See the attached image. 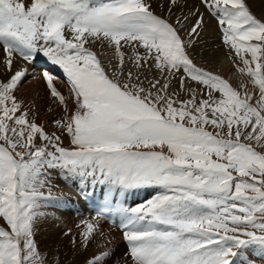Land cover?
<instances>
[{"label": "snow or ice", "instance_id": "6c2138e0", "mask_svg": "<svg viewBox=\"0 0 264 264\" xmlns=\"http://www.w3.org/2000/svg\"><path fill=\"white\" fill-rule=\"evenodd\" d=\"M199 4L203 12L164 0L158 14L151 0H0V264H61L36 239L53 172L86 197L103 189L97 216L77 225L80 238L64 233L74 248L104 249L85 264H256L248 250L264 257V19L248 0ZM205 14L258 93L194 62ZM97 49L111 50L107 64ZM41 59L32 78L60 109L52 121L60 134L19 95L28 65ZM152 68L158 78L148 79ZM173 79L180 91H170ZM140 190L148 198L128 204ZM104 217L122 230L120 258L111 240L99 244Z\"/></svg>", "mask_w": 264, "mask_h": 264}, {"label": "rangeland", "instance_id": "374dc122", "mask_svg": "<svg viewBox=\"0 0 264 264\" xmlns=\"http://www.w3.org/2000/svg\"><path fill=\"white\" fill-rule=\"evenodd\" d=\"M250 1H252V0H248L249 4H250ZM24 2L28 3V1H26V0H24ZM188 6L190 8L199 7L201 12L204 11L203 8L199 4V0H187V7ZM153 7L156 9L158 14L162 12V10L158 7V5L153 4ZM251 7L252 6H250V8ZM261 7L264 9V5H263V6H259L258 7L259 9H257V7H252L251 10H252V12H254V14L258 18L264 19V16H262V14H264V12H263L264 10ZM255 10H256V12H255ZM185 11H186V9H185ZM163 15L167 16V12H163ZM205 20H206V25H205L204 31L202 32V35L199 38V40H198L197 44L195 45V47L192 49V58H193L194 62L197 64V66L203 67L205 70L212 71L215 74L221 75L223 78L227 79L234 87L238 88L242 92L247 90L249 92L258 93V89H254V87L251 84V81L249 80V78L246 75H242L237 70V68H236V66H235V64L233 62L234 59H236V58L233 55L229 54L228 48L225 45H223V43H222V34H221V30H220V28H219V26L217 24V21L214 18H212L211 16H208L207 14H205ZM97 51H101V52L105 53V55H103L101 57V59H103L106 64H107L108 60L110 58H112V52H111L110 49H108V50L97 49ZM141 51H143V50L141 49ZM2 55H3V53L0 52V57H2ZM237 62H238V60H237ZM45 63H46V61L41 59L39 61V63L36 65V68H38V69H33V68H30L28 66L29 69H30L31 75L29 77L28 82L25 83L24 87L19 92V95L24 97L27 101H29L30 103L33 104V110H35L36 113H38L37 114V117H38L37 119H40L39 120L40 123H44L45 125H47L48 131H50V132L56 131L57 134H60L59 130L55 128V125L52 124L53 119L57 118V116H58V114L60 112V109L57 108L56 105L51 102V98H49L47 96V90H46L43 82L41 80H39V79H33L32 78L33 76H36V77L39 76L40 67L42 65H44ZM110 70L111 69L109 68V71ZM133 70L135 71V69H133ZM144 72L147 75L148 79L158 78V75H159L157 73V71L155 70V68H152L151 70L145 69ZM56 76L58 77L57 82H56L57 87L61 91L66 90L65 94L67 95L68 94V86L65 87L66 85L62 84V82L59 81V80L66 81V79L64 78L63 73L60 75V77L58 75H56ZM245 84H247V89L244 88ZM188 86L190 88L195 89L197 92L201 91V88L199 86H197L195 84V82L188 81ZM170 91H180L178 79L171 80ZM181 97L182 98H186L187 94L181 92ZM50 107L53 109V111H49ZM62 138L64 139L65 145H67L69 143V138L66 135L63 136ZM75 193L77 195L78 192L76 191ZM135 193L142 194L143 197H147L148 198L147 192H145L143 190H140V191L135 192ZM67 201L68 200L66 199V202ZM55 203H56L55 200L54 201L52 200L44 208L43 211L48 210L50 207H52V208L55 207L54 210H57V211H60V212H64V210H60V209H61V207H62V209H64L65 205L64 204L59 205V204H57V203L55 204ZM76 204H78V203H76ZM57 208H59V209H57ZM46 214H49V213H46ZM69 215L73 216V213H71L69 211L68 212V216ZM91 215H93V214L91 213V214H88L86 216L83 215L82 217L81 216L77 217V214H76V218L80 219V222L77 225H79L81 223V221H83V220L90 219ZM51 221L53 222V224L60 223V220L58 218L54 219L52 217ZM40 222H41V225H42V229L44 228V231L42 230L41 233H37V235H36V239H37L40 247L42 249H44L46 252L53 253L55 256H58L60 258L61 264H78V263H76V259L77 258L71 260L70 257L68 258V255H69L68 251L66 250L65 252H62L61 248H59L61 244L57 243V242L60 240V238H62L61 237L62 233H65L64 229H62V228L59 229L60 233L57 235V239H55L54 236H51L49 238V240L46 241L44 239L43 235L45 234L46 231L47 232H50V231H48L49 228H47L44 225L42 220H40ZM111 222H112V219H111ZM111 222L109 220L108 221L105 220L104 224H107V225H109V226H111L113 228H117L119 230V232L122 234V232L120 231L119 227H117V224L113 223V222L111 223ZM3 223L4 222L2 220H0V225H3ZM117 223H118V221H117ZM51 229H53V228L51 227ZM38 231H39V229H38ZM113 232H115V231H113ZM116 235L119 236L120 234L116 233ZM75 237L77 239H79L80 235L77 234ZM51 238H52V240H51ZM123 242H124L123 239H121L120 242H118L119 243L118 245H121V247L118 246L117 244H116L117 246L115 245L114 247H112V246L108 247V248H112V249L116 250L115 253H116V257L117 258H120L122 256V254L125 253L126 243L123 244ZM99 244H102V242L99 243ZM57 245H59V246H57ZM123 247L125 248V250H124ZM81 249L84 251L83 248H81ZM92 249H93V251L87 252V256L86 257H88V256L91 257L93 254H98L100 252L101 247H99L98 244H97V245H94V247H92ZM103 250L104 249H102L101 251H103ZM86 257H85L84 260L87 259ZM84 263L85 262H83V264ZM81 264H82V262H81Z\"/></svg>", "mask_w": 264, "mask_h": 264}, {"label": "bare ground", "instance_id": "6f19581e", "mask_svg": "<svg viewBox=\"0 0 264 264\" xmlns=\"http://www.w3.org/2000/svg\"><path fill=\"white\" fill-rule=\"evenodd\" d=\"M28 1V0H26ZM153 4L155 5H159L161 3H164V0H151ZM250 6L252 7H257V9H259V6H263L264 5V0H252L250 1ZM190 6V5H189ZM188 6V8H190ZM251 7V8H252ZM262 8V7H261ZM263 9V8H262ZM264 10V9H263ZM256 12V10H255ZM264 12V11H263ZM254 13V12H253ZM262 16H264V14H262ZM209 19V18H208ZM207 19V20H208ZM208 34V33H207ZM213 39V38H212ZM30 68L33 69H38L36 67H33L32 65H28ZM228 66V65H227ZM224 67V66H223ZM232 72V71H231ZM60 77V76H59ZM60 82H62V84L66 85L65 87L68 86L66 81L63 80H59ZM65 89V88H64ZM64 94L66 93V90L62 91ZM66 95V94H65ZM50 103V102H49ZM48 105V104H47ZM54 105V104H53ZM52 105V106H53ZM46 106V105H45ZM51 106V107H52ZM44 107V106H43ZM47 107V106H46ZM45 107V108H46ZM50 107V108H51ZM43 109V108H42ZM35 111V110H34ZM36 112V111H35ZM38 114V113H37ZM38 118V117H37ZM40 119H38L39 121ZM40 122V121H39ZM66 181V183H65ZM64 182V183H63ZM51 184L53 185L52 188V193H53V201L55 200V202L59 205L64 204L65 208H64V212H60L57 210H54V208L50 207L48 210H45V216L41 218L42 222L44 223V225L49 228L48 231L50 232H45V234L43 235L44 239L46 241L49 240V238L51 236H54L55 239H57V235L60 233L59 229L62 228L64 229V232H67L68 230H71L72 235L75 237L77 234L80 235V229L77 227V224L80 222V219L76 218V214L77 217L79 216H83V215H88V214H93L91 215V218L88 220H93L96 215H95V206H92L90 203H88L87 201H85L82 196H79L80 194L77 193L76 195V191H80V187L81 185L76 182V181H71V180H66L62 175H60L57 172H53L52 173V177H51ZM55 189V190H54ZM103 191V189L97 188L92 194L97 198L99 197V202L101 203V195L100 193ZM45 192H47V189H45ZM83 200H82V199ZM89 197L87 196L85 199H88ZM66 199L68 200L66 202ZM147 197H143L142 194H139L138 196H136L134 202L131 205H134L135 203H139L142 202L144 200H146ZM55 203V204H56ZM78 203V204H76ZM49 207V206H48ZM44 210V209H43ZM70 211L71 213H73V216H68V212ZM49 213V214H46ZM52 217L54 219H59L60 223L58 224H53V222L51 221ZM105 220L101 219L100 220V224L102 226V229L105 233V237L103 239L99 240V243L102 242V244H105L107 240H111L110 244H107V247L112 246L114 247L116 244L118 245L122 238V234L119 232V230L117 228H113L107 224H104ZM54 225V226H53ZM39 231L37 233H41L42 230L44 231V228L42 229V225L41 222H39V224L37 225ZM51 227L53 229H51ZM79 229V230H78ZM116 233L120 234L119 236L116 235ZM64 233H62L60 240L57 243H60V247L62 252H65L66 250L68 251L69 255L68 258L70 257L71 260L76 259V263L78 264H83V262H85V257L87 256V252L93 251L92 247H94V245L97 244H92L88 249H84V251L81 249V247L76 246L75 248L73 247V245L70 242V238L68 236H65ZM52 240V238H51ZM54 241V240H53ZM124 244V242H123ZM116 245V246H117ZM59 246V245H57ZM121 247V245H118ZM125 246V245H124ZM124 248V247H123ZM126 248V247H125ZM124 248V250H125ZM103 248L100 249V251ZM116 251V250H115ZM126 251V250H125ZM66 255V254H65ZM248 255L250 257H258L261 258V260H264V257H260L258 254L257 255H253L251 250H248ZM90 256L86 257L87 259ZM85 264V263H84Z\"/></svg>", "mask_w": 264, "mask_h": 264}]
</instances>
